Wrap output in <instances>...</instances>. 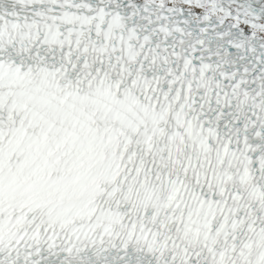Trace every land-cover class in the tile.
<instances>
[{"label": "snow or ice", "instance_id": "6c2138e0", "mask_svg": "<svg viewBox=\"0 0 264 264\" xmlns=\"http://www.w3.org/2000/svg\"><path fill=\"white\" fill-rule=\"evenodd\" d=\"M0 264H264V0H0Z\"/></svg>", "mask_w": 264, "mask_h": 264}]
</instances>
